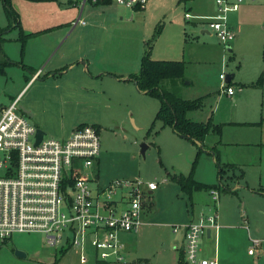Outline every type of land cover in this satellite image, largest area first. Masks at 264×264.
Masks as SVG:
<instances>
[{
	"label": "rangeland",
	"instance_id": "374dc122",
	"mask_svg": "<svg viewBox=\"0 0 264 264\" xmlns=\"http://www.w3.org/2000/svg\"><path fill=\"white\" fill-rule=\"evenodd\" d=\"M12 1L18 12V3L28 14L29 5L49 12L48 8H38L37 2L31 0ZM73 1L50 3L55 5L51 7L53 11H61L57 20H65L76 12L75 17L79 14L83 0ZM212 1L215 0H198L197 5L205 9ZM191 4V0H149L142 10H135L115 2L107 6L88 3L83 10V20L90 22L87 16L92 8L99 24L111 31L112 47L126 58L134 57L140 43L146 47L148 41L153 44L152 57L155 59L173 58L170 56L176 53V47L181 53L186 52L188 78L181 84L180 94L186 98L197 97L204 93L205 85L211 92L204 97L202 109L193 110L190 115L195 120H207L214 114L216 121L223 122L222 137L211 132L202 148L172 127L163 126L156 118L160 100L150 93H141L134 81L105 78L93 89H87L97 105L88 115L101 120L103 125L100 165L95 167L103 185L133 179L159 183L151 199L152 205L143 213L142 230L125 235L129 259L126 264H177L180 251L174 244L180 245L181 239L172 232L175 225H183L193 214L194 221H199L203 212L210 214V206L215 208L214 214L221 215L222 212H237L245 202L252 208L264 204V197L257 194L264 189V0H246L241 4L234 26L240 25L243 30L229 45L215 33H203L202 30L207 29L203 20L187 21L186 12L195 15ZM72 18L74 15L67 21ZM187 34H190L188 38ZM7 71L0 75V104L7 99V93L20 87L23 77L21 66L10 67ZM221 73H235L236 94L233 97L218 92L223 83ZM58 82L61 85L62 79L37 82L29 87L27 99L38 97L37 90L41 87L46 91L55 90ZM162 85L169 89L173 86L170 80ZM65 111L68 116L75 110L70 107ZM143 145H147L145 153ZM214 146L217 160L212 150L206 148ZM231 164L239 166L238 169ZM221 167L224 171L220 181ZM96 172L94 166L87 171L94 189L98 184L94 181ZM174 174L191 176L212 189H193L188 193L172 178ZM225 185L229 189L238 185V192H222ZM215 188L219 190L216 202L212 199ZM146 201L149 202L148 198ZM249 225L252 227V223ZM252 234L258 235L254 231ZM226 240L222 247L237 264H256L259 254L262 255L259 264H264L263 248L253 255L247 252L251 241L245 229L233 231ZM203 246L205 248L206 243ZM62 248L48 243L41 232L15 233L10 239H0V264H51L55 260L56 264L92 263L81 262L79 247H68L64 252ZM18 250L25 255L18 254Z\"/></svg>",
	"mask_w": 264,
	"mask_h": 264
},
{
	"label": "built area",
	"instance_id": "2783aa9c",
	"mask_svg": "<svg viewBox=\"0 0 264 264\" xmlns=\"http://www.w3.org/2000/svg\"><path fill=\"white\" fill-rule=\"evenodd\" d=\"M87 0L82 2L85 4ZM118 5L143 9L149 0H113ZM246 0H215L209 16L185 13L188 20L200 18L224 44L236 38L229 24L231 12ZM255 1V0H254ZM85 23L78 18L74 24ZM221 92L233 96L236 87L221 73ZM38 127L12 101L0 117V239L15 233L41 232L54 246L79 247L81 261L90 260L92 248L98 264H126L124 232H137L144 224L145 191L159 187L157 181L116 180L94 189L88 169L98 160L101 137L98 127L77 126L66 139L44 137L38 142ZM94 181H97L95 175ZM218 199V190H212ZM123 205V207H120ZM216 214H202L185 228V255L189 262L218 264L217 257L200 258V242L209 228H219ZM179 229L178 226L175 230ZM249 252L263 244L251 238Z\"/></svg>",
	"mask_w": 264,
	"mask_h": 264
},
{
	"label": "crops",
	"instance_id": "0c3cea01",
	"mask_svg": "<svg viewBox=\"0 0 264 264\" xmlns=\"http://www.w3.org/2000/svg\"><path fill=\"white\" fill-rule=\"evenodd\" d=\"M58 1H34L37 2L36 4L38 8L46 7L49 9V12L33 8L31 5H29V14L26 13V10L24 11L23 9H21L22 4L18 3V7L20 9V28L14 23L10 22L5 13L3 2L2 0H0V66L3 63L8 62L5 64V71L2 74L0 73V75L7 74V69L13 66H21L23 73V77L19 83L20 87L18 89L16 88L12 92L7 93V99L1 102L0 117L3 109L7 107L12 101L18 99V104L22 107H25L32 113L33 117H29L28 115L27 116L37 127H40L45 131L46 137H58L59 139H66L71 135L73 130L81 124H92L98 127L99 132L102 130L103 125L100 123L101 120L92 118L91 115H88V112H93V109H96L97 105H94L95 101H93L87 94V89H93L95 84H98V82L100 81L103 82L105 78L134 81L132 76L140 72L142 57L146 52L148 45L145 47L142 46V44L140 43L138 49L135 50L137 54L134 55V57L126 58L124 53H121V51H118L115 47H112V44L110 42L111 31L107 29V26L99 24L100 22H98L95 16L96 13L92 11V8L91 10H89L87 16L90 22H86V20H83V13L85 11L84 7L86 6V4L90 3L91 6L100 4L91 1H86L85 4L82 2L81 11L76 17L75 15L77 14V12L67 17L65 20H57V16H59L58 14L61 13V11H53L51 7L55 5H52L50 3H55ZM70 2L74 1L70 0ZM191 2L192 4L190 6V9H193L194 7L193 10H195V15H212L214 12H216L215 1H212L211 6L205 9L201 5H197L198 0H191ZM23 5L27 7V4L23 3ZM134 9L142 10L141 8ZM239 10L231 12L229 15V24L232 29L236 31L237 35L243 30V27H241L240 25L237 27L234 26L235 20H237L238 18L237 13L239 12ZM101 13L104 14L105 11ZM73 15L74 18H72L70 22L67 21L70 17H73ZM78 18H81L83 21H85V23L79 22L78 24H74ZM187 21L190 22L191 20ZM21 29L26 34L36 33L31 35L26 40L23 49L22 42L20 39ZM207 31L209 30H202L203 33H208ZM211 33L212 32H209L208 34ZM188 35L190 34H187V38ZM152 49L153 44L151 48V56L153 53ZM116 50L118 52H115ZM176 50V53L173 56H170L173 58H166L160 60H183L185 61L187 67L186 52L183 51L181 53V51L178 50L177 47ZM227 75L229 78H231L229 83L235 86V84L233 83L235 73ZM49 78H58V80L62 79V84L60 85L61 82H58L57 88L52 91H46L44 87H41L39 90H37L40 93L38 97L34 99H27L26 95L29 91L28 89L30 86L36 84L39 81H45ZM64 78L65 81L63 82ZM187 78L188 75L185 74L184 81ZM184 81H180L179 91L181 84H183ZM190 81L192 82L193 80L191 79ZM191 82H188L187 84ZM135 85L141 93H146L145 91L140 90L138 88L136 82ZM202 89H205L204 93L197 97L186 98L182 95L181 96L186 99L202 98L204 105V97L210 95L211 92L209 87L206 85L203 86ZM218 92L221 94L220 89L218 90ZM70 107H73L75 111L69 113V115L67 116L65 108L69 109ZM202 107L199 109H202ZM192 111L188 113V116L192 120H195L190 115ZM49 119L50 123H48ZM210 119L214 123H223L221 120L219 122L216 121V119L214 118V114L209 116L207 120L195 121H208ZM198 144H201V146L205 148V144H202L200 142H198ZM215 147L216 146L206 148L212 150L208 151L213 153V155H215V159L217 160L216 152L213 150V148ZM97 165H100V155L94 165L95 172V167ZM231 165L236 166L233 164ZM238 167L239 166H236L235 168L238 169ZM96 177L97 183L103 185V183L100 181L101 179L99 172H96ZM234 177H237L236 173H234ZM228 187L229 186L225 185L222 192H238V185L230 189ZM158 189L159 187L156 190ZM156 190H148L146 198H148L149 202L145 200L144 211L147 206L152 205L151 199L153 198V194ZM254 192L256 193L258 191ZM257 194L264 197V189L259 191V193ZM212 199L215 202L217 201L214 198ZM120 207H123V205H120ZM208 210L209 212L211 211L210 214L215 213V208H212L211 206L208 208ZM218 210L219 207L216 208V212ZM202 214H205V212H203ZM216 215L218 217L217 221L220 222H218L219 228H209L206 233L202 236L199 251L200 258L217 257L218 264H237V261H235L231 257L230 253H227L225 251L222 245H225V242L227 241L226 238H228V236L232 234L233 231L244 229L247 231V237L251 241L247 252L251 255L255 254L249 252V248L252 246L251 238H261L263 240V244L257 251L262 250V248L264 251V204L256 208H252L245 202V206H243L241 209H238L237 212H222L221 215ZM194 219L195 216L193 214L189 217L188 220H186L183 225H175L173 227L172 232L174 235H180L181 243L180 245L174 244V247L179 249L180 256L181 253H183V262H188L189 264H200L199 262H189L186 259L185 255L186 239L184 226L190 223L191 221H194ZM251 223L252 227H250L249 225ZM143 226L144 225H142L140 230L137 232H140ZM176 226H178L179 229L175 230ZM251 230H253L258 235L254 236L252 234L253 231L251 232ZM128 234H133V232L122 233V238L125 241L124 252L126 254L127 263L129 262L126 251L128 241L125 235ZM205 243L206 247L204 248L203 245ZM261 256L262 255L259 254L258 257L255 258L256 264L260 263ZM90 261H92L91 264H98L91 247L90 260L88 262Z\"/></svg>",
	"mask_w": 264,
	"mask_h": 264
},
{
	"label": "trees",
	"instance_id": "16d2710c",
	"mask_svg": "<svg viewBox=\"0 0 264 264\" xmlns=\"http://www.w3.org/2000/svg\"><path fill=\"white\" fill-rule=\"evenodd\" d=\"M31 1H58V0H31ZM82 1V0H81ZM90 1V0H87ZM97 4L110 5L113 0H96ZM5 13L16 26L21 28L19 20V12L15 8L12 0H2ZM33 34H26L21 29L20 39L22 49L25 46L26 40ZM148 48L142 57L140 72L132 76L140 90L150 93L160 100V108L156 118L163 123V126H170L181 136L192 140L198 145V142L204 144L207 136L213 132L221 136L222 124L214 123L211 119L208 121L192 120L188 113L192 110L199 109L203 106V99H186L179 92L180 81H184L186 64L183 60H160L154 59L151 56L152 43L147 42ZM0 66V73L5 71V64ZM170 80L173 86L169 88L163 87V82ZM204 148L203 146H201ZM202 148H199L202 151ZM215 150V148H213ZM216 152V151H215ZM220 181L222 180V172L224 168H220ZM172 178L181 185L182 189L190 193L193 189H212L211 186L203 185L195 181L191 176L174 174ZM216 187V186H215ZM68 247L61 250L64 252ZM181 253L178 264L184 261ZM56 260L51 264H56Z\"/></svg>",
	"mask_w": 264,
	"mask_h": 264
},
{
	"label": "water",
	"instance_id": "95a60500",
	"mask_svg": "<svg viewBox=\"0 0 264 264\" xmlns=\"http://www.w3.org/2000/svg\"><path fill=\"white\" fill-rule=\"evenodd\" d=\"M207 32L209 33L210 31H207ZM230 80H231V78H229L228 75H227L226 81L229 82ZM21 109L29 117H33L32 113L28 109H26L25 107H22V106H21ZM44 135H45V131L42 128L38 127V129H37L38 142L44 137ZM146 148H147V145H143V148H142V152L143 153H145ZM17 253L20 254V255H25V252L20 251V250H18Z\"/></svg>",
	"mask_w": 264,
	"mask_h": 264
}]
</instances>
